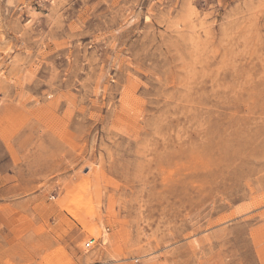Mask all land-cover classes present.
<instances>
[{"label": "rangeland", "instance_id": "374dc122", "mask_svg": "<svg viewBox=\"0 0 264 264\" xmlns=\"http://www.w3.org/2000/svg\"><path fill=\"white\" fill-rule=\"evenodd\" d=\"M6 240L0 264H264V0H0Z\"/></svg>", "mask_w": 264, "mask_h": 264}, {"label": "crops", "instance_id": "0c3cea01", "mask_svg": "<svg viewBox=\"0 0 264 264\" xmlns=\"http://www.w3.org/2000/svg\"><path fill=\"white\" fill-rule=\"evenodd\" d=\"M6 241L0 243V254H3L4 255L3 257L10 256L12 258L13 251H14V245L12 242H8V241L6 242ZM55 243L57 242L53 241V245H55Z\"/></svg>", "mask_w": 264, "mask_h": 264}, {"label": "built area", "instance_id": "2783aa9c", "mask_svg": "<svg viewBox=\"0 0 264 264\" xmlns=\"http://www.w3.org/2000/svg\"><path fill=\"white\" fill-rule=\"evenodd\" d=\"M93 243H94V241H93V240H89V242H88L87 246H90V245H92Z\"/></svg>", "mask_w": 264, "mask_h": 264}]
</instances>
